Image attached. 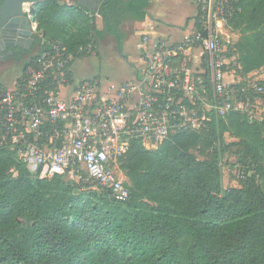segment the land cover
<instances>
[{"label": "trees", "instance_id": "1", "mask_svg": "<svg viewBox=\"0 0 264 264\" xmlns=\"http://www.w3.org/2000/svg\"><path fill=\"white\" fill-rule=\"evenodd\" d=\"M149 5L150 0H107L91 11L78 3L42 0L35 12L41 53L58 40L73 60L90 56L85 47L96 51L97 38L107 33L121 41L122 21L144 19ZM237 6L227 26L247 40L234 68L247 76L264 68V0H238ZM96 13L103 16L102 30ZM38 57L24 65L17 82ZM204 60L205 55L207 81ZM48 83L54 87L57 80L50 76ZM220 131L236 137L241 147L246 177L240 187L224 185L223 152L214 146ZM197 147L206 157L196 155ZM120 168L130 188L125 200L107 190L83 189L60 174L36 177L15 148L0 147V264H264L260 116L250 118L231 106L208 127L177 130L156 148L132 139Z\"/></svg>", "mask_w": 264, "mask_h": 264}, {"label": "built area", "instance_id": "2", "mask_svg": "<svg viewBox=\"0 0 264 264\" xmlns=\"http://www.w3.org/2000/svg\"><path fill=\"white\" fill-rule=\"evenodd\" d=\"M196 2L194 31L178 42L144 35L136 79L122 83L112 97L94 79L79 82L68 96L63 89L74 56L62 41L51 42L20 83L0 88V147L15 148L36 177L60 174L77 183L85 179L117 200L128 198L120 158L132 139L156 148L177 130L206 127L207 113L224 116L231 107L224 105L225 99L234 94L247 92L249 98V90L263 91L257 84L238 89L225 78L221 31L238 12V0ZM85 49L95 52L91 44ZM196 49L206 56L209 82L205 70L188 65L186 56ZM50 76L57 80L54 87ZM234 107L247 112L245 103ZM247 113L250 118L260 115L258 109Z\"/></svg>", "mask_w": 264, "mask_h": 264}, {"label": "crops", "instance_id": "3", "mask_svg": "<svg viewBox=\"0 0 264 264\" xmlns=\"http://www.w3.org/2000/svg\"><path fill=\"white\" fill-rule=\"evenodd\" d=\"M147 12L148 14L144 19L126 18L122 21L120 28L123 38L121 41L114 34L107 33L103 38H97L96 51L92 55L72 61L68 70L69 83L63 89L68 96L73 93L79 82L87 79L98 81L103 94H107L110 97L114 96L116 89L122 83L134 80L138 75L142 54V48L139 45L143 36L148 34L154 40L162 39L170 42L183 40L194 31L197 19V2L196 0H150ZM96 24L99 30L103 29L104 19L99 13H96ZM35 25L37 24L35 23ZM188 53L189 55L186 56L187 61H190L194 67H201L203 58L201 50H190ZM91 57L106 58L111 65L119 64V72L122 73L120 79L114 82L107 78L103 79L97 74L90 78L81 77L76 65L82 60L85 63L84 65L87 66L85 61ZM22 71V66L14 67L10 70H0V84L4 87L14 88L17 79L22 75ZM12 72H16L13 74H18L19 72V74L13 79V84L8 85L7 81L12 77L9 74Z\"/></svg>", "mask_w": 264, "mask_h": 264}, {"label": "rangeland", "instance_id": "4", "mask_svg": "<svg viewBox=\"0 0 264 264\" xmlns=\"http://www.w3.org/2000/svg\"><path fill=\"white\" fill-rule=\"evenodd\" d=\"M60 2H68V3H76L72 0H59ZM37 24V23H36ZM222 39H221V48H222V59L226 62L224 66V70L227 72L225 78L227 82H233L237 88L239 86H242L243 84H263L264 86V68L255 70L254 72L248 74L247 76H241L235 73V64H236V58L240 54V52L247 50V40L243 33L239 31V29H234L231 26H226L221 31ZM38 37L41 39L40 48L35 53L34 57L40 55L41 49L43 47V39H42V32L38 33ZM200 52V51H198ZM202 52V51H201ZM196 53V51H195ZM92 55V54H91ZM33 57V58H34ZM189 59V57H188ZM87 66L84 65L82 60H80L76 67L79 69L81 73V77L84 78H90L93 77V75H100L103 77V79L107 78L110 81H117L122 76V73L119 72L120 65L119 64H110L108 60L105 59H98L96 57H91L87 61ZM183 60H174V64H180ZM204 63L206 61L204 60ZM25 65V64H23ZM188 65L194 69L197 70H205L204 64L201 62V67H194L190 61H188ZM16 72H12L9 75H12L10 80L7 81L8 85L13 84V79L19 74H13ZM8 75V76H9ZM210 76H208L207 81L209 82ZM7 88H10L7 86ZM208 106L211 107L215 104L213 93L210 90V95L207 100ZM239 103H245L247 112H252L253 110H257L260 113V117L264 118V91L263 93H255L249 96L247 98V94L236 93L234 96H231L229 100L225 99L224 105L229 106H237ZM201 108L204 106H200ZM199 110V109H198ZM201 115L203 113H200ZM208 121H203V124H206L208 127L213 123L215 120L218 121L221 116L216 117L214 112L207 113ZM238 142V139L234 137L229 132H219L218 139L214 142V146L218 147L219 152L222 151L223 154L221 155V167L223 172V181L225 187H240L241 183L245 180L246 177V170L242 167H240L241 161H240V155L238 154L237 150L241 147L238 146L236 143ZM194 152L199 158L206 157L204 154L200 152V147H197L194 149ZM13 174H16L15 170H12ZM251 172L249 171V174ZM77 185L81 186L83 189L86 190H95L97 189V185L91 182H88L87 180L83 179L82 182L78 183Z\"/></svg>", "mask_w": 264, "mask_h": 264}, {"label": "flooded vegetation", "instance_id": "5", "mask_svg": "<svg viewBox=\"0 0 264 264\" xmlns=\"http://www.w3.org/2000/svg\"><path fill=\"white\" fill-rule=\"evenodd\" d=\"M6 0H0V5H3ZM79 4L83 2L84 6L93 7L96 0H72ZM107 0H101V6ZM15 4L14 9L11 8L5 12L6 18L3 22L7 21L0 36V70H10L14 67L22 66L30 61L37 50L40 48V37H38V29L35 23L31 20V12L29 4L23 0H12ZM28 4V6H26ZM20 5V10L26 12L25 16H19L17 21L11 20L13 11H17ZM37 5V4H36ZM35 5V8H36ZM1 34V33H0ZM43 36V34H42ZM43 44V43H42Z\"/></svg>", "mask_w": 264, "mask_h": 264}, {"label": "water", "instance_id": "6", "mask_svg": "<svg viewBox=\"0 0 264 264\" xmlns=\"http://www.w3.org/2000/svg\"><path fill=\"white\" fill-rule=\"evenodd\" d=\"M23 1H25L26 3H28L30 5L29 6V10L32 13L30 18H31V20L34 23H36V18H35L36 8H35V5L37 3H39L40 1H42V0H23ZM100 1L101 0H96V2L94 3L93 7L86 6V8H88L89 10H97L100 7V5H99ZM79 4L84 6V3L82 1L79 2ZM14 6H15V4H13L12 0H6L3 5H0V33H1L0 36L3 35L2 32H3L4 28L7 27V26H4L7 21L3 22L4 19L6 18L5 12L7 10H10L11 8L14 9ZM16 10L17 11H13V13L11 14V18H12L11 20H14V22L17 21L19 16H22V15L25 16L26 15V12H22V10H20V5L18 6V9H16ZM35 26L37 27V25H35Z\"/></svg>", "mask_w": 264, "mask_h": 264}]
</instances>
